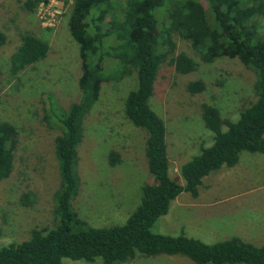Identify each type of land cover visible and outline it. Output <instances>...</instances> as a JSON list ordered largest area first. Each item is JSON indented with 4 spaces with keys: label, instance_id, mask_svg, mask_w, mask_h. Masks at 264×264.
Listing matches in <instances>:
<instances>
[{
    "label": "trees",
    "instance_id": "16d2710c",
    "mask_svg": "<svg viewBox=\"0 0 264 264\" xmlns=\"http://www.w3.org/2000/svg\"><path fill=\"white\" fill-rule=\"evenodd\" d=\"M47 0H20V8L35 14ZM63 14L69 36L78 46L81 74L76 103L50 107L51 120L61 135L54 139V158L60 182L53 200L57 224L34 228L22 242L0 244V264H63V259L85 263L123 264L137 256H182L195 264H264V244L254 246L237 237L205 243L183 230L176 236L153 233L159 218L168 214L181 194L195 198L204 177L222 167H234L240 155H264V0H70ZM51 31V29H47ZM189 44L190 53L176 54V39ZM7 37L0 29V48ZM49 40L30 32L19 34V44L9 58L13 76L44 60ZM120 57V58H119ZM119 60L118 69L104 73L105 59ZM217 58L234 59L255 77V101L224 118L209 104L201 105V119L210 132L209 144H199L196 154L183 162L179 175H169L164 121L151 109L149 99L160 66L168 63L179 75L198 70ZM133 72L134 84L123 103L125 118L145 131V158L153 184L141 187L138 206L123 224L92 228L74 208L79 187L75 150L83 138V121L98 101L103 83ZM132 75V74H131ZM190 95L203 93L202 80L187 83ZM18 131L0 122V181L9 174ZM108 163H121L111 151ZM31 204V195L21 197ZM98 261V262H97Z\"/></svg>",
    "mask_w": 264,
    "mask_h": 264
},
{
    "label": "rangeland",
    "instance_id": "374dc122",
    "mask_svg": "<svg viewBox=\"0 0 264 264\" xmlns=\"http://www.w3.org/2000/svg\"><path fill=\"white\" fill-rule=\"evenodd\" d=\"M65 1L69 0L60 3L61 13L48 27L43 26L39 19V6L32 15L22 11L20 0H0V29L7 37L6 44L0 48V122L11 123L18 131L9 174L0 181L2 245L22 242L28 238L30 230L53 228L58 221L53 196L59 186L60 170L53 146L61 131L46 117L50 116L51 106H65L79 100L78 79L81 74L78 46L69 36L63 18L68 8ZM259 25L264 35V18L259 20ZM22 32L48 38L49 51L44 60L13 76L9 71V58L18 46ZM176 47V54L181 51L190 53L189 44L178 38ZM118 62L117 59H105L104 73L112 74L118 69ZM131 74L102 84L98 101L84 118L83 138L75 150L80 182L73 205L80 218L92 228L123 224L140 202L141 187L154 183L144 152L147 135L144 130L134 127L123 114L124 100L134 84L133 72ZM194 80L204 82L203 93H187L185 86ZM254 80L253 72L234 59L217 58L211 64H201L196 72L188 75L177 74L167 62L160 66L149 105L165 124L172 179L183 182L179 175L180 165L196 154L200 143L209 144L211 134L201 119V105L214 106L224 118L235 120L241 109L255 101ZM111 151L117 152L121 158V163L115 167L108 163ZM256 167L259 169V165ZM233 176L238 178V170H234L229 179ZM215 178V173L206 178V182H210L209 187L215 188L212 185ZM250 184L264 185V176L260 174L257 179L253 176ZM248 187L246 185L242 190ZM24 194L31 195L28 206L20 201ZM254 195H263L264 199V188L250 196ZM248 207L253 208L252 205ZM215 208H209L203 218L208 220L211 213L219 211ZM178 209L173 205L169 215L159 218L154 224L152 232L177 235L182 225L190 232H208L211 227H218L219 221L204 222L205 226H201L182 219L183 214L177 213ZM194 212L191 214L193 218L197 214ZM263 222L261 220L260 225ZM211 240L217 242L221 239ZM62 262L90 264L69 259ZM123 264L195 263L182 256L158 255L137 256Z\"/></svg>",
    "mask_w": 264,
    "mask_h": 264
},
{
    "label": "crops",
    "instance_id": "0c3cea01",
    "mask_svg": "<svg viewBox=\"0 0 264 264\" xmlns=\"http://www.w3.org/2000/svg\"><path fill=\"white\" fill-rule=\"evenodd\" d=\"M263 156L264 155H256L255 157H252V155L243 154L240 155L238 163L234 167H226V169L222 167L218 171L212 172L216 174V178L212 182V185H215V188L209 187L210 182H206V178H208L209 175L204 177L202 184L197 189V196L193 198L188 193H181L171 203L166 216L169 215L173 205H177V208H179L177 213L183 214L182 219L193 221L196 225L205 226L204 222H209V224H211L212 222L219 221L218 227L210 226L209 233L200 230H194V232L192 230V232H190V229L188 230L186 226H181V230H183L189 237L199 240L204 239L201 241L205 243H215L211 239L220 238L221 240L219 241H223L231 237H237L252 245H263L264 222L260 225L261 220L264 221L263 195L261 197L258 195L250 196L264 188V185L251 186L250 184L253 176L255 179L259 178L260 174L264 176ZM257 165H259V169L256 167ZM234 170H238V178L234 179L233 176V179H229ZM217 183L218 186L216 187ZM246 185L249 187L242 190ZM247 196H249V198H246ZM235 201H238V203L235 204ZM247 205H252L253 208L248 207ZM213 207L218 208L219 211H214L211 213V217L208 220H205L203 218L204 213L209 212V208L212 209ZM175 208L176 207H174V209ZM191 208H195L193 210L197 211L194 218L191 214L195 212H190L192 211ZM161 234L176 236L169 233Z\"/></svg>",
    "mask_w": 264,
    "mask_h": 264
},
{
    "label": "built area",
    "instance_id": "2783aa9c",
    "mask_svg": "<svg viewBox=\"0 0 264 264\" xmlns=\"http://www.w3.org/2000/svg\"><path fill=\"white\" fill-rule=\"evenodd\" d=\"M63 1L64 0H47L46 3H41L39 5V19L42 22L43 26H52L50 22L53 21L54 17H58L60 15L61 7L59 6Z\"/></svg>",
    "mask_w": 264,
    "mask_h": 264
}]
</instances>
